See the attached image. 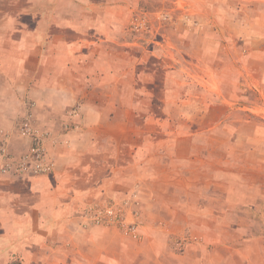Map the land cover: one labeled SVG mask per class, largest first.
<instances>
[{
  "label": "rangeland",
  "instance_id": "obj_1",
  "mask_svg": "<svg viewBox=\"0 0 264 264\" xmlns=\"http://www.w3.org/2000/svg\"><path fill=\"white\" fill-rule=\"evenodd\" d=\"M32 1L34 22L58 13L71 33L74 18L92 52L74 57L69 47L44 59L48 72L37 67L16 90L21 101L0 104L12 115L0 118V179L46 176L53 159L78 155L64 134L89 130L74 164L101 187L77 181L94 190L83 220L102 226L93 209L112 204L137 235L106 227L113 241L128 240L106 249L115 264H264V0ZM23 3L0 0V21L24 13ZM2 27L6 43L15 34ZM71 62L76 72L58 71ZM60 74L87 79L64 89L65 106L41 103ZM83 102L91 118H81ZM33 146L50 169L36 168Z\"/></svg>",
  "mask_w": 264,
  "mask_h": 264
},
{
  "label": "crops",
  "instance_id": "obj_2",
  "mask_svg": "<svg viewBox=\"0 0 264 264\" xmlns=\"http://www.w3.org/2000/svg\"><path fill=\"white\" fill-rule=\"evenodd\" d=\"M32 4V0H24L23 8L26 10L24 13L4 16L0 21L2 26L9 24L11 33L15 34L14 38L10 41L7 39L4 43V38H7L9 33L3 27L0 28V48L2 47L0 50V104L3 107L5 103H11V100L21 101L16 90L24 86V92L26 91L39 65H41V72H48L49 68L45 67L44 59L48 60L51 57L58 59L69 47L75 52L74 57L80 55L82 58L86 56V53L92 52L85 44L86 32L75 26L74 18L67 22L71 33H64L65 25L63 24L66 21L61 14L56 13L55 19L50 20L53 13L46 15L41 12V17L36 23L32 13L27 12ZM87 23L90 27L91 20L89 19ZM66 34L68 38H65ZM4 46L9 49L3 50ZM81 58L74 60L83 61ZM75 64L71 62L69 65L60 67L58 71L76 72ZM77 66L79 67L78 64ZM18 76L25 77L24 85L21 84L22 82L18 83L21 80H18ZM58 77H61L60 80ZM58 77L54 82L55 86L46 84L54 90H48L44 97L39 98L41 103L49 104L56 100L58 104L65 106L69 102L66 98L70 96L64 89L81 88L83 84L81 80L87 79L83 75L74 83L69 82L62 74ZM76 94L79 95V92ZM85 103L81 105L83 113L81 118H91L86 115L94 107L91 104L86 106ZM3 107L0 109H4ZM0 115V118L12 117L10 113L0 112ZM88 134L89 130L85 129L78 134L74 131L64 134L74 142L72 145L74 147L69 149L78 155L72 156L68 153L66 156L60 155L53 159L55 169L52 168L46 176L18 184L0 179V264H10L15 259L22 264H115L120 262L118 258H109L111 255L107 254L106 249L112 246L122 251L124 243L128 240L123 242L120 236L119 240L113 241L110 228L88 224L83 220L81 209L85 205L82 201L84 198H90L94 190L97 191V187H101L97 181L91 180L88 169L74 164L80 154L88 150L86 148L92 138V134ZM77 141L82 142V145H79L82 146L81 149L76 145ZM88 157L87 161L91 163L92 155L88 154ZM113 175L114 177L111 175L109 179L110 181L115 179L116 182L117 178L115 174ZM106 177L107 175H104L101 181L106 183ZM78 180L90 182L89 185L93 184L94 190L90 188V192L86 190L87 188H79ZM117 182L121 183L120 180ZM117 241L119 245L112 244Z\"/></svg>",
  "mask_w": 264,
  "mask_h": 264
},
{
  "label": "built area",
  "instance_id": "obj_3",
  "mask_svg": "<svg viewBox=\"0 0 264 264\" xmlns=\"http://www.w3.org/2000/svg\"><path fill=\"white\" fill-rule=\"evenodd\" d=\"M27 131L28 129L23 130L22 134H26ZM31 152L35 154L36 168L38 170L46 171L51 168L50 162L45 161L39 147L33 146ZM92 214V220L96 221L97 224L105 227H119L123 229L126 226L124 229L125 232L133 235V237H137L134 225H125L124 217L115 205L110 204L102 208H94Z\"/></svg>",
  "mask_w": 264,
  "mask_h": 264
}]
</instances>
